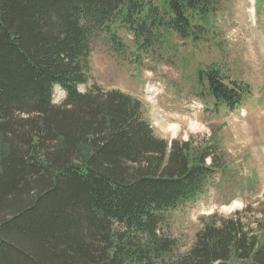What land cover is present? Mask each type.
I'll return each mask as SVG.
<instances>
[{"label": "trees", "instance_id": "1", "mask_svg": "<svg viewBox=\"0 0 264 264\" xmlns=\"http://www.w3.org/2000/svg\"><path fill=\"white\" fill-rule=\"evenodd\" d=\"M217 5L0 0V264H264L262 235L239 214L208 217L176 257V240L161 227L168 212L202 195L220 168L215 148L157 137L140 104L120 91H79L94 34L120 46L122 24L145 48L173 34L194 44L207 27L215 33ZM196 78L218 113L253 96L220 67ZM56 86L66 93L59 105Z\"/></svg>", "mask_w": 264, "mask_h": 264}, {"label": "rangeland", "instance_id": "2", "mask_svg": "<svg viewBox=\"0 0 264 264\" xmlns=\"http://www.w3.org/2000/svg\"><path fill=\"white\" fill-rule=\"evenodd\" d=\"M217 2V17L211 18L215 33L207 27L194 44L173 34L171 39H150L145 48L122 24L115 28L120 46L109 34H94L91 69L80 87L83 93L97 85L127 94L140 104L159 138L215 148L220 168L203 194L168 212L161 227L163 235L176 240V257L190 251L208 217L224 220L239 214L264 243V0ZM214 67L251 86L253 96L240 110L211 111L214 101L196 76L198 70ZM65 97L56 86L54 103Z\"/></svg>", "mask_w": 264, "mask_h": 264}, {"label": "bare ground", "instance_id": "3", "mask_svg": "<svg viewBox=\"0 0 264 264\" xmlns=\"http://www.w3.org/2000/svg\"><path fill=\"white\" fill-rule=\"evenodd\" d=\"M174 128V127H173ZM177 129H175V131H176Z\"/></svg>", "mask_w": 264, "mask_h": 264}]
</instances>
